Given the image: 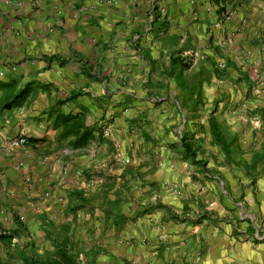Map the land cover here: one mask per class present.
I'll return each mask as SVG.
<instances>
[{"label": "crops", "instance_id": "crops-1", "mask_svg": "<svg viewBox=\"0 0 264 264\" xmlns=\"http://www.w3.org/2000/svg\"><path fill=\"white\" fill-rule=\"evenodd\" d=\"M0 69V258L264 264V161L199 155L220 113L264 146V0H0Z\"/></svg>", "mask_w": 264, "mask_h": 264}, {"label": "trees", "instance_id": "trees-1", "mask_svg": "<svg viewBox=\"0 0 264 264\" xmlns=\"http://www.w3.org/2000/svg\"><path fill=\"white\" fill-rule=\"evenodd\" d=\"M0 84L2 83L0 82ZM31 93L32 92L29 87L21 89L20 91H18V93H15L13 95L10 103H6L3 106V109L12 107L14 103L21 104L25 99H27V97L31 95ZM62 102L63 101H59L57 104H60ZM54 107L55 106H53V108ZM59 120L68 126L69 117L65 118L63 116H59ZM209 125L211 128L213 141L221 149V152L223 153L227 163L231 164L232 162H235L236 165H239L241 168L243 167V169L247 171L257 170L258 164L261 162L263 163L264 146L261 150H257L253 153V160L250 162L245 158V156H243L241 141L237 133L234 132L231 136L227 135L220 121L213 115L209 118ZM81 127H83L82 132L78 131L79 129H81ZM70 132H73L75 135V141L73 143L74 145H83L93 136L92 129L84 127L80 121L71 123V125H69L67 129H65L64 133L69 134ZM187 152L192 157H196V149H192L191 146L187 147ZM0 237L5 239L10 238L11 235H9L8 233H2L0 234ZM54 246L55 253L53 255L42 257L26 252H21L25 254L24 258L21 261H14L13 257L5 259L0 258V264H89L79 258V251L77 252V249L74 247L69 237H66L61 241L55 239Z\"/></svg>", "mask_w": 264, "mask_h": 264}, {"label": "rangeland", "instance_id": "rangeland-1", "mask_svg": "<svg viewBox=\"0 0 264 264\" xmlns=\"http://www.w3.org/2000/svg\"><path fill=\"white\" fill-rule=\"evenodd\" d=\"M212 105H214V104L209 103V104H208V107L211 108ZM233 110H234V108H232V107H230V108L227 109L228 113L232 111V114H233ZM221 114H222V113L218 114V116L220 117V118H218V119L220 120V123H221L223 129H225L227 135L231 136L232 133H234V131H235V129H233V128L235 127V126H234V122H233L232 120H231V121H226V120L224 121V120H222V119H221ZM247 126H248V125H247ZM248 127H249V126H248ZM248 127H245L246 130L243 131L244 135H242L241 138L243 137L244 139H247V137H250V132L247 131V128H248ZM197 138H198V137L196 136V137H194L193 139H194V140H197ZM202 141H203V142H202V146H203V148L205 149V151H209V155H207V153H204V154H202V155L199 154L200 156H206V157H210V158H214V156L224 157L223 153L221 152V149H220V148L214 143L212 135L204 134ZM196 142H197V141H196ZM242 153H243V152H242ZM212 154H213L214 156H212ZM237 157H238V156H237ZM224 158H225V157H224ZM227 164H228V163H227ZM242 169H243V167H242ZM17 253H20V254H18V255H13V256H12L13 259H14V261H16V262L21 261V260L24 258V256H25V254H23V253H21V252H16V254H17Z\"/></svg>", "mask_w": 264, "mask_h": 264}, {"label": "built area", "instance_id": "built-area-1", "mask_svg": "<svg viewBox=\"0 0 264 264\" xmlns=\"http://www.w3.org/2000/svg\"><path fill=\"white\" fill-rule=\"evenodd\" d=\"M226 18H230V14H227ZM219 66H220V68H225V64L224 63L219 64ZM4 75H5L4 70L0 69V77H3ZM28 142H29L28 138L25 137V136H22V137L16 139L14 141V144L16 146H19V145L27 144ZM176 186H177L176 184H169V189L170 190H176Z\"/></svg>", "mask_w": 264, "mask_h": 264}]
</instances>
